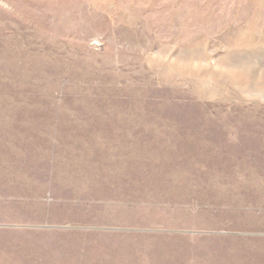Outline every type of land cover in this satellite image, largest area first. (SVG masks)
<instances>
[{"label":"rangeland","instance_id":"374dc122","mask_svg":"<svg viewBox=\"0 0 264 264\" xmlns=\"http://www.w3.org/2000/svg\"><path fill=\"white\" fill-rule=\"evenodd\" d=\"M0 264H264V0H0Z\"/></svg>","mask_w":264,"mask_h":264}]
</instances>
